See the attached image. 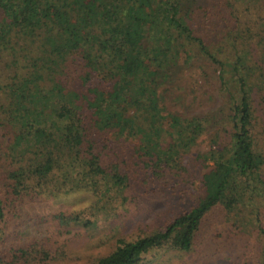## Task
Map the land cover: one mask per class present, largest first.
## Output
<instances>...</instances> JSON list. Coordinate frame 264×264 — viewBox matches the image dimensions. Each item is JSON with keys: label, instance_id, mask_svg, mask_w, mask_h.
Returning <instances> with one entry per match:
<instances>
[{"label": "trees", "instance_id": "obj_1", "mask_svg": "<svg viewBox=\"0 0 264 264\" xmlns=\"http://www.w3.org/2000/svg\"><path fill=\"white\" fill-rule=\"evenodd\" d=\"M183 75L219 107L172 111ZM263 209L264 0H0V264H52L96 211H156L89 263L139 264L214 211L264 234Z\"/></svg>", "mask_w": 264, "mask_h": 264}, {"label": "rangeland", "instance_id": "obj_2", "mask_svg": "<svg viewBox=\"0 0 264 264\" xmlns=\"http://www.w3.org/2000/svg\"><path fill=\"white\" fill-rule=\"evenodd\" d=\"M207 71L213 72L210 68ZM173 83L176 95L175 100L169 103V108L174 112L193 114L213 110L218 108L222 101L217 88L212 87L211 80L201 78L195 89L191 88L185 75ZM206 92L212 95V99L206 98ZM183 93L185 94L181 96ZM177 95L180 97H176ZM207 148L206 142L199 141L190 153L194 154L198 149L205 151ZM205 194L204 190L197 191L196 195L188 200V205H196ZM79 207L81 206L77 203L76 208ZM159 209L161 208H156ZM34 213L37 216L43 215L39 211ZM96 214V224L84 225L82 222L80 226L63 228L58 241L65 246L63 249L58 247V256L52 264H89L109 254L116 247L118 239L135 241L158 228L157 223H152L156 211L136 210L123 218L111 216L110 224L103 223V212L96 211ZM92 216L94 215L91 213L85 214L83 220ZM232 222L233 218H221V213L214 211L207 215L203 226L193 237L190 248L153 247L143 254L139 264H261L263 256L257 251V247H263L264 234L248 228L236 229L231 226ZM75 231L78 233L74 234Z\"/></svg>", "mask_w": 264, "mask_h": 264}]
</instances>
